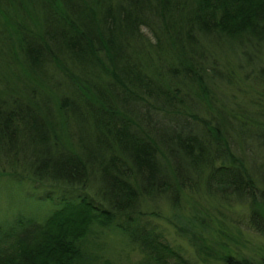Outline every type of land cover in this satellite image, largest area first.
Returning a JSON list of instances; mask_svg holds the SVG:
<instances>
[{"label":"trees","instance_id":"16d2710c","mask_svg":"<svg viewBox=\"0 0 264 264\" xmlns=\"http://www.w3.org/2000/svg\"><path fill=\"white\" fill-rule=\"evenodd\" d=\"M221 43L257 65L264 87V0H0V59L30 79H0V151L26 160L15 178L58 206L42 222H0V264H106L91 238L106 228L142 252L141 264H192L137 203L150 196L175 208L177 190L194 192L202 176L224 201L248 202L264 225V178L231 147L245 135L264 147V104L226 108L208 94V81L232 82L207 56V44ZM157 112L178 132L170 154ZM87 133L99 152L88 151Z\"/></svg>","mask_w":264,"mask_h":264},{"label":"rangeland","instance_id":"374dc122","mask_svg":"<svg viewBox=\"0 0 264 264\" xmlns=\"http://www.w3.org/2000/svg\"><path fill=\"white\" fill-rule=\"evenodd\" d=\"M141 31L146 37L149 36L145 29L142 28ZM207 47V56L214 58L213 60L217 62L220 71L231 74L230 79L232 80V82L225 83L216 79L208 81V94L213 95L214 99L216 97L218 104L223 101L226 108H230V103L233 102L246 104L245 108L248 111L256 110L262 106L264 104V87L259 85L258 79L254 78L253 68L255 64L247 65L241 61L225 43L219 44V48L216 45L210 46L209 44L206 45ZM255 68H257V65ZM0 76V79H3L4 83L7 81L9 85H12V80H16L17 77L19 80L30 81L23 72H20L16 64L11 63L6 68L5 62L1 59ZM185 87L188 88L186 85ZM180 90L182 91V86H180ZM20 96L24 97L21 93ZM53 101L50 107L56 109ZM42 103L43 101H41ZM211 103L214 102L211 101ZM35 107L37 108V106ZM198 108H200V105H198ZM35 113L40 115L38 111H35ZM160 116L161 113L158 112L156 120L154 116L156 124L165 123L159 127L156 126L157 131L155 133L164 140L170 154L172 150H175L172 144L174 142L172 136L178 132L174 130V127H171L172 124L167 120L159 118ZM46 120H48V124L54 122L51 125H55V132L63 140V127L58 128L57 126V124H60L59 120H56V118ZM169 120L175 122L174 117H170ZM249 130L251 131V129ZM65 133L71 135V142L77 145L76 137L72 135L70 130H66ZM87 134H89L88 138L86 137L88 141L91 139V133ZM183 134H187V132L182 131L180 133V135ZM234 137V142L231 145L234 153L244 157L247 159L245 161L251 163L255 177L259 175L264 178V147L253 146L255 143L250 139L252 136H239L241 141L237 136ZM89 141L88 151L99 152L98 145L92 144V140ZM170 158L171 162L177 165L180 176L185 175L188 177L190 175L187 171V165L183 164L181 166L180 163L178 164L177 158L173 156H170ZM26 164L27 161L23 160L20 155L8 153L7 150L6 153L0 151V222L15 217L42 222L58 207L55 200L40 197L41 188L34 187L28 180L18 181L15 178L14 173L20 174L22 169L27 170ZM203 179L202 176L194 192L189 190L187 185H183V188L177 190L178 196L175 208L167 200L154 198L152 201L149 196L138 201L137 209L143 216L150 219L162 231L166 241L176 247L184 258L192 264H226L223 260L226 255L232 259L247 258L255 262L264 259V225L263 222L260 223V219L253 221L250 217L251 206L248 202L235 201L233 197L231 199V196H229V202L224 201L217 190L206 189ZM257 185L260 188L263 187L262 183ZM42 189L44 191V188ZM208 191L211 192L208 193ZM58 194V190L52 191L53 197L58 198ZM90 196L94 202L99 203V199H96V196L91 192ZM153 212L158 215H153ZM199 219L204 220V227L197 225ZM179 227H181L180 230H178ZM91 238L95 239L93 242H96V244L98 242V245L94 246V253L97 252L100 256L99 262L106 264H141L142 252L136 246L127 244L119 232L106 228L92 234Z\"/></svg>","mask_w":264,"mask_h":264}]
</instances>
